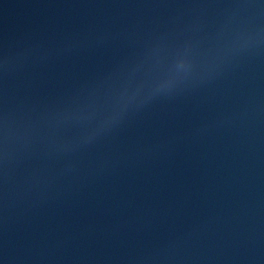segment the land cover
<instances>
[{"label": "water", "instance_id": "water-1", "mask_svg": "<svg viewBox=\"0 0 264 264\" xmlns=\"http://www.w3.org/2000/svg\"><path fill=\"white\" fill-rule=\"evenodd\" d=\"M0 264H264V0H0Z\"/></svg>", "mask_w": 264, "mask_h": 264}]
</instances>
